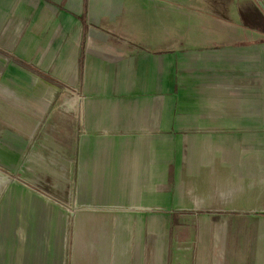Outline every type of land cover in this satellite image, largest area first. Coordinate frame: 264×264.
Segmentation results:
<instances>
[{"label":"crops","instance_id":"crops-1","mask_svg":"<svg viewBox=\"0 0 264 264\" xmlns=\"http://www.w3.org/2000/svg\"><path fill=\"white\" fill-rule=\"evenodd\" d=\"M153 7L0 0V137L72 140L74 192L36 196L60 227L72 214L71 247L42 259L264 264V29L155 39ZM125 20L133 41L111 38Z\"/></svg>","mask_w":264,"mask_h":264},{"label":"rangeland","instance_id":"rangeland-1","mask_svg":"<svg viewBox=\"0 0 264 264\" xmlns=\"http://www.w3.org/2000/svg\"><path fill=\"white\" fill-rule=\"evenodd\" d=\"M261 1L149 0L163 17L161 21L157 15L160 26L154 32L155 39L165 37L171 42L179 39L187 43L252 34L255 31L243 26L248 21L254 28L264 29ZM125 26L121 35L113 33L111 38L133 41L134 35L128 34L127 23ZM144 39L138 36L135 41ZM63 131L65 128L59 127L50 136L41 131L29 141L0 137V264H28L37 257L40 264H45L47 261L42 258L52 255L54 245L67 242L66 250L71 247L72 214L67 216L70 228L65 227L66 218L64 227H60L56 214L48 213L44 209L48 206L36 197L60 205L67 202L64 194L75 190L71 135L62 134ZM169 228L173 231L174 224Z\"/></svg>","mask_w":264,"mask_h":264},{"label":"water","instance_id":"water-1","mask_svg":"<svg viewBox=\"0 0 264 264\" xmlns=\"http://www.w3.org/2000/svg\"><path fill=\"white\" fill-rule=\"evenodd\" d=\"M261 2H262V4L264 5V0H262Z\"/></svg>","mask_w":264,"mask_h":264}]
</instances>
